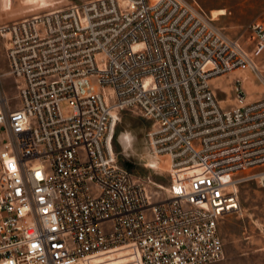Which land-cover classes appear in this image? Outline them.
I'll list each match as a JSON object with an SVG mask.
<instances>
[{
	"label": "built area",
	"instance_id": "built-area-1",
	"mask_svg": "<svg viewBox=\"0 0 264 264\" xmlns=\"http://www.w3.org/2000/svg\"><path fill=\"white\" fill-rule=\"evenodd\" d=\"M248 28L250 51L188 0H85L1 25L18 102L0 92V264L222 259L239 184L264 186V95L236 79L225 106L213 81L260 72L264 20ZM111 109L151 120L163 193L118 162Z\"/></svg>",
	"mask_w": 264,
	"mask_h": 264
},
{
	"label": "rangeland",
	"instance_id": "rangeland-1",
	"mask_svg": "<svg viewBox=\"0 0 264 264\" xmlns=\"http://www.w3.org/2000/svg\"><path fill=\"white\" fill-rule=\"evenodd\" d=\"M85 0H0V26L14 19L44 12L67 3H81ZM195 3L211 18V22L228 37L248 51L253 46V35L248 28L254 20H264V0H188ZM214 11L224 14L213 17ZM0 29V92L11 106L18 102L14 76L8 73L6 59L7 39ZM260 72L250 68H239L218 75L217 96L221 103L230 106L234 102L231 86L240 79L247 99L264 95V52L253 55ZM261 75V79L258 77ZM97 90L99 86L94 81ZM59 107L63 115L71 112L67 100H61ZM117 124L112 133V145L118 162L135 177L145 180L149 188L161 194L169 183L170 163L155 161L149 156L148 131L151 120L128 109L118 111ZM1 131V130H0ZM3 135V133L0 132ZM128 135V138H124ZM185 172V171H184ZM240 209L228 215L220 224L224 243L222 259L207 264H264V186L255 180H244L239 184Z\"/></svg>",
	"mask_w": 264,
	"mask_h": 264
},
{
	"label": "bare ground",
	"instance_id": "bare-ground-1",
	"mask_svg": "<svg viewBox=\"0 0 264 264\" xmlns=\"http://www.w3.org/2000/svg\"><path fill=\"white\" fill-rule=\"evenodd\" d=\"M220 14H224V11H214L213 17L217 18L218 15H220ZM209 19L211 20V18H209ZM107 90H108V87H105L106 92H107ZM117 115H118V111H116L115 109H111V117L113 120V126L111 127V130L109 131L110 133H113V131L115 130V126L117 124V119H118ZM123 137L128 138V135H124ZM153 159L155 161L160 160V163H163V162H166L168 164L170 163L169 156L166 153H157L155 156H153ZM187 170H184V171H187ZM110 262H112V260Z\"/></svg>",
	"mask_w": 264,
	"mask_h": 264
},
{
	"label": "crops",
	"instance_id": "crops-1",
	"mask_svg": "<svg viewBox=\"0 0 264 264\" xmlns=\"http://www.w3.org/2000/svg\"><path fill=\"white\" fill-rule=\"evenodd\" d=\"M2 137V134H0V138Z\"/></svg>",
	"mask_w": 264,
	"mask_h": 264
}]
</instances>
